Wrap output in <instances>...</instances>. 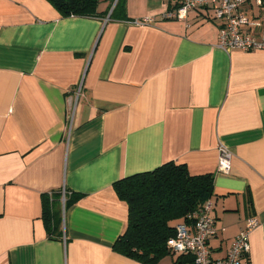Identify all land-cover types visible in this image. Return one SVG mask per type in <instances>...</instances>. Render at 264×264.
<instances>
[{"label":"crops","instance_id":"1","mask_svg":"<svg viewBox=\"0 0 264 264\" xmlns=\"http://www.w3.org/2000/svg\"><path fill=\"white\" fill-rule=\"evenodd\" d=\"M117 1L63 16L49 0H0V264H145L113 247L129 216L114 184L168 161L214 176L212 256L255 215L241 264H264V49L220 48L216 21L164 18L169 0ZM245 13L264 26V8ZM58 191L53 232L43 199ZM179 257L157 264H194Z\"/></svg>","mask_w":264,"mask_h":264},{"label":"trees","instance_id":"2","mask_svg":"<svg viewBox=\"0 0 264 264\" xmlns=\"http://www.w3.org/2000/svg\"><path fill=\"white\" fill-rule=\"evenodd\" d=\"M101 0H49L63 16H98ZM123 0H118L113 10H120ZM212 173L192 174L186 164L168 161L155 169L138 172L115 182V190L129 208L128 225L114 244L115 251L145 264H157L173 253L169 239L177 234V226L190 222L188 216L201 211L214 192ZM53 197L45 195L43 214L50 231H58L60 224ZM79 197L73 194L71 204ZM58 221V222H57ZM180 254L176 263H183ZM194 263V257L190 259Z\"/></svg>","mask_w":264,"mask_h":264},{"label":"built area","instance_id":"3","mask_svg":"<svg viewBox=\"0 0 264 264\" xmlns=\"http://www.w3.org/2000/svg\"><path fill=\"white\" fill-rule=\"evenodd\" d=\"M171 9L163 14L164 18L187 20L192 10L204 12L219 25L218 46L230 51L239 49L255 51L264 49V26L258 17L245 13L247 6L264 8V0H169ZM153 17L135 20L136 24L150 23ZM262 29L260 35L256 30ZM76 104V103H75ZM232 153L226 146L220 148L219 171L229 172ZM65 193V192H64ZM212 203L208 201L199 212L190 214V222L177 226V234L168 244L174 254H191L194 264H241L250 253V234L258 226L259 220L253 215L246 220L242 231L234 239L224 258L212 256L210 243L217 235L215 219L211 216Z\"/></svg>","mask_w":264,"mask_h":264},{"label":"water","instance_id":"4","mask_svg":"<svg viewBox=\"0 0 264 264\" xmlns=\"http://www.w3.org/2000/svg\"><path fill=\"white\" fill-rule=\"evenodd\" d=\"M71 102V101H70Z\"/></svg>","mask_w":264,"mask_h":264}]
</instances>
